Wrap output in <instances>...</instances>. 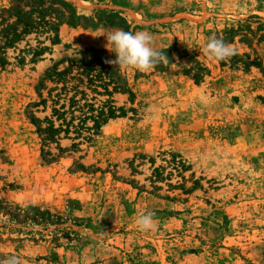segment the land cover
Returning a JSON list of instances; mask_svg holds the SVG:
<instances>
[{
	"label": "rangeland",
	"instance_id": "obj_1",
	"mask_svg": "<svg viewBox=\"0 0 264 264\" xmlns=\"http://www.w3.org/2000/svg\"><path fill=\"white\" fill-rule=\"evenodd\" d=\"M0 264H264V0H0Z\"/></svg>",
	"mask_w": 264,
	"mask_h": 264
},
{
	"label": "clouds",
	"instance_id": "obj_2",
	"mask_svg": "<svg viewBox=\"0 0 264 264\" xmlns=\"http://www.w3.org/2000/svg\"><path fill=\"white\" fill-rule=\"evenodd\" d=\"M108 47L116 53V59L109 61L122 68H134L147 71L165 57L164 52L152 46V35L147 30L135 33L124 30H115L107 36ZM206 52L216 60H226L236 54V49L222 39L209 38ZM136 223L141 231L151 230L154 227L153 213L141 214Z\"/></svg>",
	"mask_w": 264,
	"mask_h": 264
},
{
	"label": "trees",
	"instance_id": "obj_3",
	"mask_svg": "<svg viewBox=\"0 0 264 264\" xmlns=\"http://www.w3.org/2000/svg\"><path fill=\"white\" fill-rule=\"evenodd\" d=\"M43 102H45V100H43ZM75 104H77V102L76 101H72V104H71L70 107H74ZM36 105H38V104H36ZM61 108L64 109L65 108V105H62ZM53 112H54V115H56V118L57 119H62V121L64 123H66V125L62 123V124H60V126L58 128H56L55 127V124H54V121L51 120L49 122L48 126H46L43 129L39 123H36V125L38 126V131L41 134L44 131V133L47 135V137H45V138H49L50 135H54V134L59 133L61 131H64V132L67 133L69 131V129H70V125L73 122V118L71 120L67 121V118H66L67 111L66 110L61 111L58 108H53ZM113 115H114V108L111 106L109 113L105 112L104 110H100L98 112V114H96V115L95 114H91L90 116H86L85 118H83L80 121L84 122V121H86V119H89L90 118V119H92L94 121V127L96 129H99L101 127V124L102 123H105ZM32 120L35 122L36 121V118L35 117H32ZM45 120L48 121L49 118L46 117ZM37 121H39V120H37ZM64 126H66V128H64Z\"/></svg>",
	"mask_w": 264,
	"mask_h": 264
}]
</instances>
